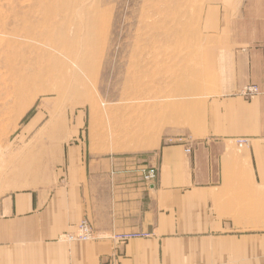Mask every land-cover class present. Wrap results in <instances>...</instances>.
<instances>
[{"label": "crops", "instance_id": "crops-1", "mask_svg": "<svg viewBox=\"0 0 264 264\" xmlns=\"http://www.w3.org/2000/svg\"><path fill=\"white\" fill-rule=\"evenodd\" d=\"M239 22L209 40L200 136L136 156L59 146L47 184L1 204L0 264H264V0ZM86 219L94 240H62Z\"/></svg>", "mask_w": 264, "mask_h": 264}, {"label": "rangeland", "instance_id": "rangeland-1", "mask_svg": "<svg viewBox=\"0 0 264 264\" xmlns=\"http://www.w3.org/2000/svg\"><path fill=\"white\" fill-rule=\"evenodd\" d=\"M243 3L0 0V208L47 184L59 146L136 156L200 136L209 40Z\"/></svg>", "mask_w": 264, "mask_h": 264}, {"label": "built area", "instance_id": "built-area-1", "mask_svg": "<svg viewBox=\"0 0 264 264\" xmlns=\"http://www.w3.org/2000/svg\"><path fill=\"white\" fill-rule=\"evenodd\" d=\"M260 94L259 88L256 86H248L244 89L242 96L247 99H252L253 97ZM242 145V142H240ZM157 177V170L155 168H148L143 171V179L147 184H153ZM62 240L67 242H89L94 240V230L93 226L89 220H84L78 226L77 234H67L63 236Z\"/></svg>", "mask_w": 264, "mask_h": 264}, {"label": "bare ground", "instance_id": "bare-ground-1", "mask_svg": "<svg viewBox=\"0 0 264 264\" xmlns=\"http://www.w3.org/2000/svg\"><path fill=\"white\" fill-rule=\"evenodd\" d=\"M1 34V33H0ZM0 44H5V39H3V38H1L0 37ZM7 52H8V50H7ZM88 56H87V54L85 53V56L83 57V58H87ZM245 88H247V87H245ZM244 88V89H245ZM244 89L242 90V92L241 93H243L244 92ZM20 91H23V89L22 90H20ZM242 95V94H241ZM105 106V105H104Z\"/></svg>", "mask_w": 264, "mask_h": 264}]
</instances>
